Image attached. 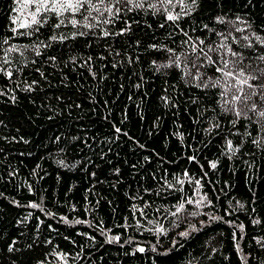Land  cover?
<instances>
[{
	"label": "trees",
	"instance_id": "1",
	"mask_svg": "<svg viewBox=\"0 0 264 264\" xmlns=\"http://www.w3.org/2000/svg\"><path fill=\"white\" fill-rule=\"evenodd\" d=\"M17 7L0 0V37L12 35ZM225 14L264 36V0H198L180 27L211 42L209 30L222 29L215 18ZM125 20L129 31L103 37ZM50 35L45 25L39 38ZM186 39L162 14L134 9L84 37L40 47V56L29 52L35 63L12 80L0 75V264H264V121L222 113L216 89L189 86L182 69L161 67L165 46L179 52ZM228 139L238 151L228 150ZM174 176L184 192L167 188ZM197 187L192 198L207 194L211 204L187 205L196 216L165 211ZM145 201L147 215L134 213ZM113 236L120 241L109 243Z\"/></svg>",
	"mask_w": 264,
	"mask_h": 264
},
{
	"label": "snow or ice",
	"instance_id": "2",
	"mask_svg": "<svg viewBox=\"0 0 264 264\" xmlns=\"http://www.w3.org/2000/svg\"><path fill=\"white\" fill-rule=\"evenodd\" d=\"M16 2L18 7L15 11L19 15L11 21L13 25L11 27L12 35L0 37V75H4L9 80L22 72L21 66H26L29 62L35 63L34 60L29 59V52L40 56L42 54L39 51L40 47L50 48L52 42L63 43L68 39L84 37L101 24H112L116 18L122 17L125 13H130L134 9L142 11L147 7L154 10L155 13L162 14L166 22H172L185 37H188V39L180 42L179 52L165 46V50L169 53V62L161 65V67L182 69L181 78L189 86L205 90L216 89L217 105L221 108L222 113L234 115L239 119L246 117L248 112H254L257 113L260 120L264 121V107H262L264 105V52H260L257 48V45L264 46V36L255 31L249 34L251 22L246 18L236 16L234 19H226L227 14L217 16L215 18L216 23L224 27L220 30L210 29L209 31L213 32L217 39L208 42L200 37L193 40L188 35V31L180 27L181 20L189 16L198 6V0H16ZM45 25H49L51 28V35L48 37L47 43L39 38L40 31ZM125 25L126 27L120 32L104 29L102 35L103 37L123 35L125 31L130 30V25L126 20ZM160 26L163 27L164 25L161 24ZM202 27L208 29L207 24ZM62 28L74 29V31H57ZM192 31L195 29L193 28ZM16 38H28L31 42L23 45L11 43ZM5 45L7 47H4ZM151 47L156 48L157 46L152 45ZM116 55L118 56L119 53L117 52ZM49 59L55 60L56 57H49ZM71 59L74 60L75 58ZM91 59V57L88 58L89 61ZM155 63L153 61V64ZM36 71L39 72L40 69H36ZM93 75L95 74L93 73ZM36 83L37 81H32L26 90L31 91L32 85ZM136 87H140V85L137 84ZM257 98L261 102L260 104L257 103ZM14 99L15 97H13ZM162 99L167 102L166 97ZM229 123L235 126L237 120H230ZM212 127L219 128V122H214ZM115 131L121 133V129L118 127ZM123 135H127V133H123ZM253 143L259 142L253 141ZM226 144L229 151L239 150L233 147V142L230 139L226 140ZM189 159L195 161L196 158L192 156ZM210 167L215 169L217 165L212 162ZM183 175L189 177L190 182L194 180L195 185L201 186L200 180L190 177L187 171ZM205 175L207 174L205 173ZM165 184L170 190L184 192L183 188L177 189L175 187V185L184 184V180L179 177L174 176L172 181L165 180ZM164 186L161 185V188ZM145 191L149 190L145 189ZM198 192L199 187L192 196L185 193L171 206L173 210L165 209V211L177 220L181 219V213L196 216L197 212L189 210L187 205H195L199 208L201 205L211 204L207 194L200 195L198 199H193L192 197L196 196ZM160 194L159 191L156 192V195L159 196ZM138 198L143 200V196ZM28 206L33 209L40 207L35 202ZM148 208H150V204L147 201L142 207L132 206L133 212H139L141 216L147 215L145 209ZM255 222L259 223V221ZM76 223H84V221H76ZM139 223L140 221L137 220V224ZM148 223L151 224L153 221L148 220ZM129 226L122 225V227ZM147 230L153 231V229ZM154 231L157 234H164L166 230L157 223ZM179 235L187 237L189 233L181 232ZM120 239V236H113L108 238V242H118ZM48 242L50 243V241ZM237 248L239 249V245ZM11 250L10 246L9 251ZM137 251L142 253L145 248L139 247ZM60 258L64 259V255L61 254Z\"/></svg>",
	"mask_w": 264,
	"mask_h": 264
}]
</instances>
